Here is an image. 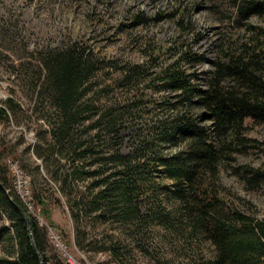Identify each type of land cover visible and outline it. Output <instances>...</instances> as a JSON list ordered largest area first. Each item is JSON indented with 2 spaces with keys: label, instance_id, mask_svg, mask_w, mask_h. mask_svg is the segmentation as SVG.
Returning a JSON list of instances; mask_svg holds the SVG:
<instances>
[{
  "label": "trees",
  "instance_id": "obj_1",
  "mask_svg": "<svg viewBox=\"0 0 264 264\" xmlns=\"http://www.w3.org/2000/svg\"><path fill=\"white\" fill-rule=\"evenodd\" d=\"M219 1L238 20L264 19V0ZM148 19L134 16L135 23ZM252 30L248 40L221 44L213 59L179 50L157 73L102 60L77 42L32 51L31 60L19 62L21 75L30 79L31 107L9 95L0 100V122L40 121L32 152L41 165L32 162L30 170L29 162L22 165L32 172L31 201L41 214L48 218L50 206L62 200L77 248L106 252L118 264H129V244L113 234L92 235L101 224L115 223L137 235L150 222L174 230L187 225L189 241L202 237L213 245V264H264V219L227 205L217 184L220 164L254 146L245 120L264 123V27ZM203 62L210 69L203 71L204 82L195 84L189 67ZM105 67L119 70L121 85L150 77L152 88L176 99L158 106L160 117L136 121L141 106L135 101L108 102L99 91L94 94L96 73ZM195 108L201 112L192 113ZM129 128L123 153L121 132ZM166 147L177 149L162 153ZM161 177L170 183L161 184ZM241 177L249 188L264 182V173L248 165ZM160 195L177 203L172 214L164 213ZM0 221V264H64L49 261L38 221L14 190L1 157ZM50 225L57 227L51 220Z\"/></svg>",
  "mask_w": 264,
  "mask_h": 264
},
{
  "label": "rangeland",
  "instance_id": "obj_2",
  "mask_svg": "<svg viewBox=\"0 0 264 264\" xmlns=\"http://www.w3.org/2000/svg\"><path fill=\"white\" fill-rule=\"evenodd\" d=\"M139 13L150 19L135 23L134 16ZM237 18L233 9L219 0H0V100L13 95L24 108L31 107L30 79L21 75L17 64L31 60L32 51L77 42L102 60L121 65L138 64L157 73L179 50L202 53L213 59L221 44H238L250 38L255 32L253 28L264 27V19L259 16L246 20ZM189 69L196 75L194 83L202 84L203 71H208L210 64H193ZM119 76V70L112 67L99 70L94 79V94L99 91L103 95L101 99L108 102L135 101V105L141 106V117L136 121L160 117L155 114H161L158 106L163 101L173 103L176 99L171 92L152 88L150 77L135 86H127L119 84ZM191 112L198 114L201 110L195 108ZM245 124L246 136L255 139L254 146L235 153L229 164H220L217 184L220 198L227 205L253 218L264 219V182L249 188L241 177L245 165L264 173V123L255 124L247 118ZM132 125L138 126L136 122ZM41 129L40 121L33 118H19L18 123L14 120L0 122V157L14 190L38 221L49 261L118 264L106 252L77 248L74 224L62 200L61 205L50 206L48 218L31 201L33 176L22 162L30 163L29 170L32 162L41 165L32 152ZM130 131L129 128L121 132L125 136L123 153L128 152ZM176 149L166 147L162 153ZM158 181L170 183L164 177ZM47 189L59 195L55 188ZM160 197L164 213L172 214L177 203ZM50 220L57 227L51 226ZM179 227L174 230L150 222L137 235L134 229L104 223L90 232L92 235L113 234L128 243L129 264H213V245L202 237L189 241L188 226Z\"/></svg>",
  "mask_w": 264,
  "mask_h": 264
},
{
  "label": "water",
  "instance_id": "obj_3",
  "mask_svg": "<svg viewBox=\"0 0 264 264\" xmlns=\"http://www.w3.org/2000/svg\"><path fill=\"white\" fill-rule=\"evenodd\" d=\"M24 216H25V218H26V221H27V223L28 224H30V219H29V217L24 213ZM30 230H31V227H30ZM30 237H32V234L30 233ZM37 252V251H36ZM42 261V260H41Z\"/></svg>",
  "mask_w": 264,
  "mask_h": 264
}]
</instances>
